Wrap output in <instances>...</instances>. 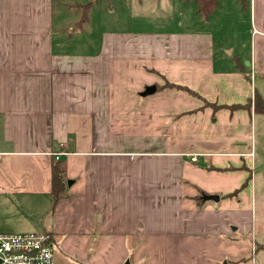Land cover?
<instances>
[{
  "label": "crops",
  "instance_id": "obj_1",
  "mask_svg": "<svg viewBox=\"0 0 264 264\" xmlns=\"http://www.w3.org/2000/svg\"><path fill=\"white\" fill-rule=\"evenodd\" d=\"M128 1L0 0V232L52 233L56 264H264V0Z\"/></svg>",
  "mask_w": 264,
  "mask_h": 264
},
{
  "label": "rangeland",
  "instance_id": "obj_2",
  "mask_svg": "<svg viewBox=\"0 0 264 264\" xmlns=\"http://www.w3.org/2000/svg\"><path fill=\"white\" fill-rule=\"evenodd\" d=\"M70 2H86L87 0H67ZM145 4L143 6V9L145 12H148L151 8L154 7V0H144ZM221 2H224V0H220ZM129 1L126 0V3ZM125 3V7H126ZM241 3V1H240ZM242 5V3H241ZM168 8V10H166ZM162 9V6H161ZM161 9L158 10L157 16L158 17H165L170 19L172 18H183L182 15H177L173 9H171L169 6H166V9H163L162 14L159 15L161 12ZM244 10L246 8H243ZM170 11H173L171 13ZM245 21V20H244ZM85 40H89V36L87 34L84 35ZM255 87L257 90L258 95L261 97V99L264 102V77L258 78V76L255 78ZM253 135H252V143L253 147L251 148L253 155L251 156V159H253V166L250 170L251 173V180H252V189H254L255 195H256V201H257V219L261 224L259 225V230H257V240L259 242L264 243V112L261 111H255V114H253Z\"/></svg>",
  "mask_w": 264,
  "mask_h": 264
},
{
  "label": "built area",
  "instance_id": "obj_3",
  "mask_svg": "<svg viewBox=\"0 0 264 264\" xmlns=\"http://www.w3.org/2000/svg\"><path fill=\"white\" fill-rule=\"evenodd\" d=\"M191 160L195 161L196 156ZM55 250L53 235L47 231L0 232V264H56Z\"/></svg>",
  "mask_w": 264,
  "mask_h": 264
},
{
  "label": "trees",
  "instance_id": "obj_4",
  "mask_svg": "<svg viewBox=\"0 0 264 264\" xmlns=\"http://www.w3.org/2000/svg\"><path fill=\"white\" fill-rule=\"evenodd\" d=\"M195 4L197 5V12L203 14L204 17H208L210 14L213 13L214 9L217 6L216 0H194ZM242 3V7L245 8L246 0H240ZM87 11H88V4L84 5L83 7V15L82 20L87 17ZM254 109L255 111H261L264 112V102L261 99V97L257 94H255L254 97ZM65 180L63 176V171L60 167L57 165H54L52 168V196L55 199L58 197H61L65 194Z\"/></svg>",
  "mask_w": 264,
  "mask_h": 264
},
{
  "label": "water",
  "instance_id": "obj_5",
  "mask_svg": "<svg viewBox=\"0 0 264 264\" xmlns=\"http://www.w3.org/2000/svg\"><path fill=\"white\" fill-rule=\"evenodd\" d=\"M155 88L152 86V87H147L146 89H145V91L143 92V94H148V93H150V92H152L153 90H154ZM215 197V196H214ZM125 264H129L128 262L127 263H125Z\"/></svg>",
  "mask_w": 264,
  "mask_h": 264
}]
</instances>
